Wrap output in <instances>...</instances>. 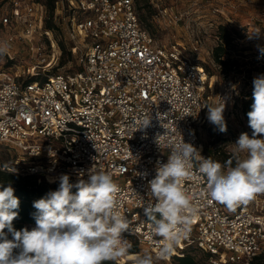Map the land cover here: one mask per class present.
Wrapping results in <instances>:
<instances>
[{"label": "built area", "instance_id": "obj_1", "mask_svg": "<svg viewBox=\"0 0 264 264\" xmlns=\"http://www.w3.org/2000/svg\"><path fill=\"white\" fill-rule=\"evenodd\" d=\"M204 1L211 6L202 24L214 33L213 53L221 43L219 31L231 20L222 6ZM155 6L157 22L171 13L177 23L183 15L174 12L173 6ZM49 15L44 1L0 0V26L9 28L5 45L12 48L19 38L30 56H41L46 45L51 52L50 59L42 64L45 58L41 56L26 77L0 71V147L17 153L6 170L32 176L37 184L56 183L61 174L76 181L81 171L86 179L93 165L110 172L121 189L120 211L131 221L130 230L122 233L137 250L130 254L145 250L158 258L162 240L151 234L140 207L149 199L148 182L155 177L158 162L167 163V141L179 140L180 134L201 156L210 157L201 141L203 128L208 127L204 106L224 102L226 108L229 96L226 92L214 94L204 64L185 55L183 43L165 47L156 42L142 25L134 0H54L51 29L45 26ZM59 25L75 68L45 74L60 54L59 39L53 33ZM199 32L200 28L189 27L187 37L195 48L202 42ZM44 36L47 44H34L35 38ZM233 39L232 35L231 42ZM229 45H224L221 60L232 58L227 56ZM10 52L6 54L13 59ZM149 116L150 126L137 130ZM166 131L159 149L156 136ZM197 168L193 162L192 176L182 182L196 214L188 232L165 258L196 248L208 255L206 264H249L264 251L263 207L240 204L229 210L212 201L205 191L206 179ZM0 169L5 170L1 165ZM255 203L258 205L257 200ZM129 255L115 263L134 264L135 257L129 259Z\"/></svg>", "mask_w": 264, "mask_h": 264}, {"label": "clouds", "instance_id": "obj_2", "mask_svg": "<svg viewBox=\"0 0 264 264\" xmlns=\"http://www.w3.org/2000/svg\"><path fill=\"white\" fill-rule=\"evenodd\" d=\"M6 52L7 45L0 46V54ZM252 99L247 113L252 135L247 132L239 135L224 164L201 156L181 134L179 140L167 141V163L158 162L156 175L148 182V202L140 205L148 218L151 234L162 240L158 258L171 255L196 214L182 186L192 176L193 162L198 164L197 173L206 179L208 197L229 210L264 194V74L253 79ZM204 107L208 110V121L218 126L220 132H226L225 103ZM150 124L149 116L140 122L137 130L146 129ZM167 135V131L157 134L159 149L161 138ZM86 175L83 178L85 172L81 171L73 183L68 174H61L58 188L33 202L37 210L36 226L31 230L13 227L20 201L11 183L7 186L0 183V264H106L130 254L132 244L122 233L130 230L131 221L120 211L119 184L110 172L97 170L94 165ZM134 264H154V258L145 252L135 257Z\"/></svg>", "mask_w": 264, "mask_h": 264}, {"label": "rangeland", "instance_id": "obj_3", "mask_svg": "<svg viewBox=\"0 0 264 264\" xmlns=\"http://www.w3.org/2000/svg\"><path fill=\"white\" fill-rule=\"evenodd\" d=\"M209 1L213 5L218 4L222 6V12L231 20L229 24H224L222 28L223 33H232L234 37L233 42L228 47L230 51L227 52V56L228 58L231 56L232 58L229 59L235 60L236 65L227 73L224 72L223 67H218V64L213 61L211 48L214 47L216 42L213 41L214 33L212 28L209 29L206 24H202L205 19L203 15L205 13L208 14L211 8L208 3L204 0H182L180 2H172L169 0H134V3L142 25L153 34L159 45L170 47L176 45L177 42L183 43L186 47L185 55L190 57L195 63H203L211 73L209 83L210 87H215L214 94L226 92L229 96L230 104L223 112L227 131L220 132L219 128H217L214 135L209 136L207 128L204 127L201 133V141L204 148L210 156H213V151L217 155H219L218 151L220 153H232L233 144L242 132H247L250 137L252 135V129L248 126V119L244 116L242 107L244 101L247 99L246 93L253 88V79L264 74V66L256 58L258 48L264 44V0ZM193 3L195 4L193 5ZM156 4L159 7L173 6L174 12L183 15L177 23H174L173 14L171 13H168L164 21L160 20V22H157L153 18L157 12ZM201 25H205L206 27ZM189 27L195 29L200 28L198 34L202 42L196 48L187 37ZM256 29L260 31L257 32ZM53 33L59 39L58 52L60 51V54L58 55L56 64L44 73L49 74L50 72L73 70L75 64L74 62L70 63L71 57L67 53V42L65 41L62 28L57 27ZM8 34L9 28L0 26V46L5 45ZM33 42L34 44L35 42L48 43L45 36L40 39L35 38ZM10 46V44L7 45V50L11 51L10 53L14 57L10 59L6 53L0 54V71L18 72L23 78L28 75L27 70L33 64H36L37 61L41 60V56L45 58L42 64H45L50 59V47H47V45L41 56L36 54L30 56L27 53L26 44L19 38L12 43V48ZM43 76L41 75L40 77ZM208 93L209 88L206 86L205 94ZM211 124L208 121V126ZM16 157L17 153L13 149L3 146L0 147V165L11 167ZM71 182L75 183L76 181ZM257 197L258 199L254 198L246 206L249 208L258 207V209L262 206L263 208L261 210L264 212V194H258ZM255 200L258 201V205L255 203ZM190 250L197 259L205 262V254L196 248H191ZM145 252L147 251L143 250L138 255H142ZM136 256L137 254H134V257ZM154 264H174V262L172 257L169 259L154 258Z\"/></svg>", "mask_w": 264, "mask_h": 264}, {"label": "trees", "instance_id": "obj_4", "mask_svg": "<svg viewBox=\"0 0 264 264\" xmlns=\"http://www.w3.org/2000/svg\"><path fill=\"white\" fill-rule=\"evenodd\" d=\"M37 1H44L49 9L50 17L46 19L45 26L49 29L54 27V23L52 20V12H53V1L54 0H37ZM219 37L221 40V43H219L214 49L212 53V58L215 63H220L223 67L224 72L231 71L233 69V66L236 65V61L233 59H226L221 60V55L224 53V45L230 44L232 40V33H223L222 29L219 31ZM264 45L260 47L258 50L257 55L261 58H264ZM68 53V52H67ZM69 54V53H68ZM70 55V54H69ZM71 57V56H70ZM205 66V65H204ZM264 66V64H263ZM205 69L208 72V76L211 75L207 67L205 66ZM252 93L253 88L251 91H249L247 94V99L244 101V105L242 107V111L244 116L248 119L247 113L251 110V105L253 103L252 99ZM218 128V126L211 124L207 127V132L209 136H213L215 133V130ZM205 149V148H204ZM206 151V149H205ZM207 152V151H206ZM209 154V153H208ZM217 155L215 151H213V156L209 155L213 160L219 161L222 164H224L231 156V153H220L218 151ZM4 166V165H1ZM0 183L6 184L11 183L12 187L14 188V195L19 198L20 205L17 209L19 215L18 218L13 221V227L16 230H21L23 228H28L30 226L35 225V219L34 214L36 213V209L33 207V202L36 200H39L46 196V194L49 191L55 190L58 188V182L53 184H48L45 182L37 184L34 177L32 176H21L18 174H14L7 170H1L0 169ZM2 190V189H0ZM77 189H72V192L75 193ZM7 232V230H5ZM9 239H11V234H9ZM131 252L137 251L136 249H131ZM205 254V259H207V254ZM173 262L174 264H206L205 262H202L201 260L197 259L195 255L191 252V250L184 253L182 256H173ZM106 264H117L115 262H106ZM249 264H264V251L255 256Z\"/></svg>", "mask_w": 264, "mask_h": 264}, {"label": "bare ground", "instance_id": "obj_5", "mask_svg": "<svg viewBox=\"0 0 264 264\" xmlns=\"http://www.w3.org/2000/svg\"><path fill=\"white\" fill-rule=\"evenodd\" d=\"M208 81H209V79H208ZM209 87H210V83H209ZM210 88L212 89L213 87H210ZM134 254H136V253H131L128 258L132 259L134 257Z\"/></svg>", "mask_w": 264, "mask_h": 264}, {"label": "crops", "instance_id": "obj_6", "mask_svg": "<svg viewBox=\"0 0 264 264\" xmlns=\"http://www.w3.org/2000/svg\"><path fill=\"white\" fill-rule=\"evenodd\" d=\"M261 46H262V45H261ZM259 48H260V47H259ZM259 48H258V49H259ZM257 51H258V50H257Z\"/></svg>", "mask_w": 264, "mask_h": 264}]
</instances>
